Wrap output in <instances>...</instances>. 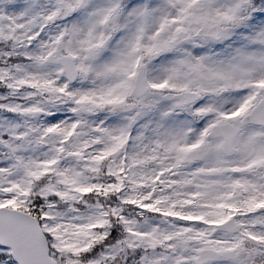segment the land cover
<instances>
[{
  "label": "snow or ice",
  "instance_id": "1",
  "mask_svg": "<svg viewBox=\"0 0 264 264\" xmlns=\"http://www.w3.org/2000/svg\"><path fill=\"white\" fill-rule=\"evenodd\" d=\"M0 264H264V0H0Z\"/></svg>",
  "mask_w": 264,
  "mask_h": 264
}]
</instances>
